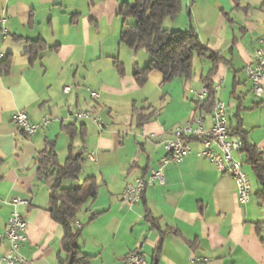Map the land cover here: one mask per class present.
<instances>
[{
	"label": "crops",
	"instance_id": "1",
	"mask_svg": "<svg viewBox=\"0 0 264 264\" xmlns=\"http://www.w3.org/2000/svg\"><path fill=\"white\" fill-rule=\"evenodd\" d=\"M263 1L183 0V12L164 27L180 32L193 27L223 59L213 77L217 99L229 107L230 124L236 128L240 119L242 133L264 156V99L253 94L245 74L264 39ZM133 2L0 0L8 32L6 37L0 33V64L10 63L8 72L0 70V233L14 211L11 201L28 199L31 205L18 208L28 222L21 253L33 264H58L59 255L65 256L63 228L48 211L54 180L39 179L37 157L55 142L64 164L73 144L76 151L85 149L84 182L94 178L99 185L97 197L86 202L77 220L82 225L78 246L92 257L90 264H125L135 251L148 264H195L193 258L207 264H264V231L256 230L264 221V205L255 195L259 186L252 185L250 204L241 205L235 181L198 156L202 147L197 142L182 164L165 168L164 186L149 185L136 205L123 200L128 184L159 166L176 127L201 116L205 129L211 128V113H201L195 92H185L195 77L165 83L154 71L144 87L137 85L134 74L150 57L120 44V12ZM37 41L48 50L32 61L29 52ZM211 66L200 75V89ZM178 80L183 83L173 87ZM149 84L163 94L161 102L153 101ZM65 87H72L69 94ZM90 91L99 99L93 100ZM77 109L94 110L109 130L101 133L90 121L69 120V112ZM18 112L33 123L46 116L52 122L35 136L22 135L14 124ZM150 114L152 120L140 126L138 117ZM72 124L85 127V140L71 141L63 127ZM91 153L96 162L88 161ZM148 213L156 227L146 220ZM8 250L9 244L0 241V259Z\"/></svg>",
	"mask_w": 264,
	"mask_h": 264
},
{
	"label": "trees",
	"instance_id": "2",
	"mask_svg": "<svg viewBox=\"0 0 264 264\" xmlns=\"http://www.w3.org/2000/svg\"><path fill=\"white\" fill-rule=\"evenodd\" d=\"M264 8V1L262 2ZM183 12V0H134L133 4H125L120 12L123 20L120 32V44L125 45L134 54L145 51L149 57V64L134 74V79L139 87H144L152 72H160L165 83H170L175 79H183L191 82L195 77V58L209 61L211 68L207 75L202 78V84L208 90L205 101H196L197 109L202 113H211L217 100L216 86L213 77L218 71L223 59L211 51L200 40L197 31L191 27L185 32L169 31L165 29L164 23L167 20H176ZM0 16V33L2 31ZM29 52L32 61L37 60L40 54L48 50L43 41L33 42ZM8 61V60H7ZM10 63L0 64V70L8 72ZM115 67L119 75L124 74L122 64L116 61ZM154 114L147 116L140 115L138 123L140 126L152 120ZM239 118V117H238ZM235 128L239 137L241 151L240 154L244 164L251 168L253 177L259 186L256 197L264 205V156L262 151L252 145L240 128ZM76 124L64 126V132L73 141L77 136L85 134ZM86 163L85 149L76 151L73 144L68 149V157L64 164H61L56 152V143H49L46 150L41 151L37 157L38 177L41 180H54L49 199V213L52 220L59 224L64 231L62 241V252L64 257L59 255L58 264H90L92 257L84 254L79 246L78 240L81 230L76 228L75 223L82 207L89 199H95L99 185L94 178L86 180L84 187L67 188L65 183L78 181L84 170ZM146 220L156 227V220L147 214ZM258 231H264V221L257 224ZM161 247L158 248V254Z\"/></svg>",
	"mask_w": 264,
	"mask_h": 264
},
{
	"label": "built area",
	"instance_id": "3",
	"mask_svg": "<svg viewBox=\"0 0 264 264\" xmlns=\"http://www.w3.org/2000/svg\"><path fill=\"white\" fill-rule=\"evenodd\" d=\"M2 36L6 37L8 32L5 27V17L1 16ZM245 74L251 82L252 92L256 97L264 99V39L259 41V46L255 50L253 61L246 66ZM72 87H65L64 93L69 94ZM93 100L99 99V94L90 91ZM205 86L200 89L198 100L205 101ZM68 119L71 121H90L98 130L103 133L109 130L110 124L100 115L92 114L88 110H72L69 112ZM52 122L50 116L42 119L41 123H33L25 112H18L14 117V124L18 133L29 137L35 136L42 128L49 126ZM174 138L167 141L164 145L165 155L161 159L159 166L153 169L146 177L128 184L123 192L122 198L129 205L138 204L149 185L157 184L164 186L166 183L164 170L170 165H180L192 152V143L197 142L202 150L198 154L200 158L208 160L221 173L230 176L236 183L237 196L239 202V184H238V158H237V134L235 128L230 124L229 107L223 102L221 110L216 114L214 127L211 130H204L201 116H193L184 126L176 127L173 131ZM216 154H223L224 163L216 164ZM88 161L96 162L93 153L88 154ZM247 196L248 203L253 196V188L250 177L247 174ZM14 211L7 220L3 233H0V241H6L9 244L8 252L0 259V264H33L22 253L21 249L27 242L28 222L19 213L21 206L31 205V201L24 198H14L11 201ZM76 228L81 229V224H75ZM195 264H207L206 261H200L193 258ZM125 264H148L144 255L135 251L130 253Z\"/></svg>",
	"mask_w": 264,
	"mask_h": 264
},
{
	"label": "rangeland",
	"instance_id": "4",
	"mask_svg": "<svg viewBox=\"0 0 264 264\" xmlns=\"http://www.w3.org/2000/svg\"><path fill=\"white\" fill-rule=\"evenodd\" d=\"M194 66H195V71H196V76H195V79L193 80V82L191 83H188L187 84V89L185 90V92L187 94H190V93H193L195 92V96L193 99H197L198 100V97H199V93H198V97L196 95V92H199L200 91V87H199V78H200V75L208 70L209 66H210V63L206 60H202V59H199L198 57L195 58V61H194ZM179 83H183L181 82L180 80H178L175 84V86L173 87H178V85H180ZM153 84H149L148 86V90L152 92V98H153V101L155 102H161V99H162V96L163 94L160 93V91H158L155 87L151 86ZM173 90V88H172ZM193 91V92H192ZM166 93V92H165ZM169 98V96H168ZM192 99V100H193ZM169 100V99H168ZM128 129H125V132L127 131ZM131 137V136H130ZM63 161V159H61ZM246 171H248L249 173V177L251 178V181H252V185L254 187V189H257V182H256V179L255 177H253L254 175L252 174L251 170L246 166ZM85 171L84 173H82L80 176H79V179L78 181H69V182H66L65 183V187L67 188H80V187H84V178H85Z\"/></svg>",
	"mask_w": 264,
	"mask_h": 264
},
{
	"label": "bare ground",
	"instance_id": "5",
	"mask_svg": "<svg viewBox=\"0 0 264 264\" xmlns=\"http://www.w3.org/2000/svg\"><path fill=\"white\" fill-rule=\"evenodd\" d=\"M206 90V97L208 95V90L205 87ZM216 91L218 92V88H216ZM222 102L220 100H216L215 107L211 114V128L214 127V120L216 118V114L219 113L221 110ZM92 114H97L94 110H88ZM203 120V118H202ZM203 128L204 130V121H203ZM211 128L209 130H211ZM241 151V145L239 137L237 136V158H238V184H239V202L243 206H247L248 203V196H247V174L244 172V160L240 154ZM224 163V156L223 154H216V164H223ZM75 224H80L78 221H76Z\"/></svg>",
	"mask_w": 264,
	"mask_h": 264
}]
</instances>
